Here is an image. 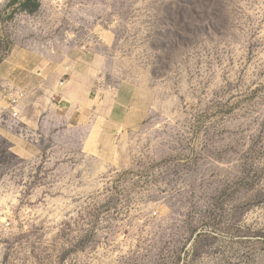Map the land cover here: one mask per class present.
I'll use <instances>...</instances> for the list:
<instances>
[{"label":"rangeland","instance_id":"obj_1","mask_svg":"<svg viewBox=\"0 0 264 264\" xmlns=\"http://www.w3.org/2000/svg\"><path fill=\"white\" fill-rule=\"evenodd\" d=\"M14 50L0 264H264V0H0Z\"/></svg>","mask_w":264,"mask_h":264},{"label":"crops","instance_id":"obj_2","mask_svg":"<svg viewBox=\"0 0 264 264\" xmlns=\"http://www.w3.org/2000/svg\"><path fill=\"white\" fill-rule=\"evenodd\" d=\"M44 30H46L45 29V26H44ZM15 51V50H14ZM11 52V53H9V55H7L6 57H4V58H1V62H0V73L2 72V69H3V67L4 66H7V64H9V63H12L13 62V60H14V55H15V53H16V51L15 52ZM45 59H47L46 57L44 58V60ZM18 65H16V67L14 68V66L12 65V67H9V69L8 70H12L13 72L17 69V70H19L20 68L19 67H17ZM24 70H27V71H29L30 69H25V68H23ZM5 70V69H4ZM7 72V73H6ZM5 73L8 75V71H6ZM1 75H4V74H2L1 73ZM77 97H78V95H77ZM76 97V98H77ZM116 104H118L119 105V102H116L113 106H112V108H111V117H112V120H113V122L114 123H116V124H118L119 122H120V119H119V117H118V114L120 113V110L117 108V106H116Z\"/></svg>","mask_w":264,"mask_h":264}]
</instances>
